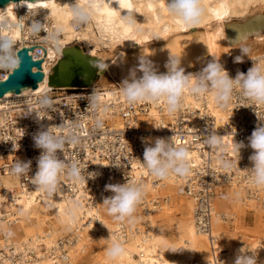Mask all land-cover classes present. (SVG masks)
<instances>
[{"label": "bare ground", "instance_id": "6f19581e", "mask_svg": "<svg viewBox=\"0 0 264 264\" xmlns=\"http://www.w3.org/2000/svg\"><path fill=\"white\" fill-rule=\"evenodd\" d=\"M76 2L83 3L84 0H10L0 5V12L7 9L6 14L12 23L23 18L24 31L11 33L16 46L25 44V38L34 36L28 25L32 20L40 19L39 10L44 12L42 18L48 34L57 27L64 28L58 46L48 42L45 32L36 35L38 38L34 36L36 46L41 49L40 55H43L42 68L45 71L37 86L26 87L18 93L6 92L0 102L11 95L35 93L42 96L61 88H75L54 87L48 83L52 66L61 56L62 49L69 45H76L84 53L109 65L107 70L99 72L92 85L100 100L116 88L122 93L121 82L128 69L144 54L159 66L161 72L165 71L164 64L170 54L180 56L181 66L187 69L200 65L199 60L206 52L210 62L220 63L230 78L255 63L264 65V0H202L206 11L201 23L194 26H185L171 16L166 0H98L101 6L96 15L81 29L72 22L69 11ZM124 17H131L135 27L130 28ZM43 40L47 42L44 44ZM245 46L249 48L247 55L241 51ZM237 56L243 57L242 63L234 62ZM202 68L186 71V74H196ZM184 100L193 107L204 101L218 124L228 122L226 107H220L211 92L199 98L185 93ZM2 106L0 103V113ZM142 119L151 128L162 124V118L155 112ZM219 136L223 142L230 143L231 135ZM152 138L155 141L156 138L166 139V136L153 131ZM188 151L190 161L198 162L199 151ZM144 185L146 190L153 191L148 181ZM18 186L19 176L11 172L0 173V247L8 250V243L12 242L17 251H22L21 261L14 262L8 256L0 255V264H83L82 254L92 244L99 246L102 264H214L215 258L223 264H235L241 255L255 256L257 264H264V246L260 240L251 249L240 247L227 223L231 216L242 219L252 211L264 227V186L251 196L236 182H224L223 193H215L210 199L212 214L207 230L198 229L195 224L196 200L181 192L172 178H167L159 188L165 199H161L157 208H136L134 219L129 222L117 221L109 215L104 198L93 206L83 196L71 197L59 188L48 195L38 189L20 191ZM178 193L184 195L178 196ZM172 200L177 206L171 203ZM77 204V219L71 223L65 213ZM175 207L182 208V215L174 216ZM5 215L14 218L9 222ZM123 225L126 235L119 237L117 231ZM9 231L11 235L7 234ZM59 239L64 243L59 244ZM113 241L121 243L125 250L117 261L107 259V250ZM28 251H33L32 261L27 260ZM61 252L63 257H56Z\"/></svg>", "mask_w": 264, "mask_h": 264}, {"label": "built area", "instance_id": "2783aa9c", "mask_svg": "<svg viewBox=\"0 0 264 264\" xmlns=\"http://www.w3.org/2000/svg\"><path fill=\"white\" fill-rule=\"evenodd\" d=\"M25 41V45L29 46L37 40L30 36ZM17 47L19 46H15V51ZM29 52L33 58L43 56L40 55L41 49L38 46ZM242 71L246 74L248 69L243 68ZM8 72L0 71V78ZM93 95L97 96L95 87L86 86L66 88L57 95L28 93L11 95L1 100L0 173L11 172L17 160H31L29 171L19 176L18 187L20 191L36 190L32 179L38 170L36 158L42 150L34 147L33 135L41 128L53 127L57 134L67 136V126L74 125L75 140L66 142L57 155L69 164L77 163L86 179L77 182L62 173L58 188L71 197L83 196L93 206L100 199L113 195L105 190L106 185L131 181L143 185L148 181L153 187V191L146 190V195L137 205V209L154 210L161 199H165V196L160 195L159 188L166 179L153 177L142 164L145 147L154 145L153 131L163 133L176 147L195 149L200 153L198 162H191V174L188 177H169L176 181L181 192L196 200L194 221L198 229L209 228L212 214L210 199L215 193H223L224 182H236L251 196L259 191L260 186L253 182L251 173L253 164L249 157L254 150L249 146L248 138L259 124H264V106L243 98L240 89L234 91L226 106L228 122L224 125L216 122L204 101L200 106L193 107L183 98V106L169 113L163 101L129 104L118 88L104 99H99L95 107ZM44 96L51 101L52 106L48 110L42 109L39 103ZM151 112L162 118V124H158V128L149 127L142 119ZM61 124L66 127L57 128ZM212 132L217 135H231L230 143L223 142L221 150L210 149L203 143V139ZM235 143L244 145L239 153ZM89 173L96 175L92 177ZM4 217L9 222L14 218L6 215ZM117 233L119 237L126 235L124 225ZM58 241L59 244L64 243V240ZM8 246V250L0 247V255L8 256L14 262L21 261L22 251H17L12 242ZM27 254V260L32 261L33 251H28ZM62 255L63 252L56 257H63ZM214 264L223 263L215 258Z\"/></svg>", "mask_w": 264, "mask_h": 264}, {"label": "clouds", "instance_id": "9594fccd", "mask_svg": "<svg viewBox=\"0 0 264 264\" xmlns=\"http://www.w3.org/2000/svg\"><path fill=\"white\" fill-rule=\"evenodd\" d=\"M99 5L98 0H84L70 7V14L74 24L85 25L96 15ZM169 14L178 18L185 26H194L201 23L205 14L202 0H166ZM7 9L0 12V71H12L16 73L21 69L23 58L15 51V40L11 33L14 30L24 31L23 18L18 23H12L7 16ZM127 25L135 27V21L131 17H124ZM28 29L32 35L41 32L46 33V38L51 44L58 46L59 37L63 33V26L57 27L52 33H47L44 22L32 20ZM7 32L9 34L5 35ZM244 38H242L243 40ZM241 40V42H242ZM243 54L247 55L249 48L241 47ZM235 63H242L243 57L237 56ZM89 66L103 72L109 67L105 62L90 60ZM165 71L161 72L159 66L149 58L147 54L137 58V63L128 69L127 76L121 82V91L124 100L133 104L140 101L157 103L163 101L167 105L169 113L179 110L183 105L185 93L194 97H203L211 92L216 103L220 107H226L236 89H240L242 97L264 106V65L255 63L247 73L237 72L236 77L230 78L224 67L218 62H209L198 73L186 74L181 66L180 56L169 55L164 64ZM93 106L99 101V97L93 95ZM39 103L44 110L51 108V101L47 96L42 97ZM57 127V126H55ZM66 127L63 124L57 128ZM68 134H57L53 127L41 128L33 135L34 147L41 149L37 159V172L32 179L33 184L42 193L51 195L58 188L59 177L65 174L72 180L82 182L86 179L81 174L82 170L77 163L60 159L57 155L65 143L70 139L75 140L76 126H67ZM249 146L254 150L249 157L253 164L251 173L253 182L257 186H264V124H259L248 138ZM203 143L210 149L221 150L222 137L216 133L208 134ZM236 150L244 145L235 143ZM149 174L158 179H167L172 175L177 177H188L191 174V161L189 151L185 147H176L171 139L156 138L154 145L145 147L144 160L142 163ZM31 166V160L21 162L17 160L11 168V174L20 176L27 173ZM230 167L231 165H226ZM94 177L95 173H89ZM106 191L113 193L104 199L108 214L115 220L124 222L134 219L137 205L146 195V186L131 181L124 184H108ZM227 198V197H225ZM78 204L69 207L65 215L71 223H75L76 209ZM23 214V210H21ZM11 235L9 231L7 233ZM121 243L113 241L107 250L109 261L120 260L124 255ZM172 251V249H169ZM180 251V250H179ZM177 252V251H176ZM235 264H257L255 256L241 255L235 260Z\"/></svg>", "mask_w": 264, "mask_h": 264}, {"label": "water", "instance_id": "95a60500", "mask_svg": "<svg viewBox=\"0 0 264 264\" xmlns=\"http://www.w3.org/2000/svg\"><path fill=\"white\" fill-rule=\"evenodd\" d=\"M10 0H0V5ZM231 22V21H229ZM193 31L191 30L190 33ZM186 34V33H185ZM37 44H22L16 52L23 58L21 69L16 73L9 71L5 78H0V97L6 92H20L26 87H36L38 82L43 79L45 71L42 68L43 56L33 58L29 52ZM90 60H98L94 55L84 53L76 45H69L62 49V54L57 58L48 74V83L54 87L92 86L99 76L96 68L89 66ZM200 65L185 69L186 71L205 67L210 59L206 52L199 60Z\"/></svg>", "mask_w": 264, "mask_h": 264}, {"label": "rangeland", "instance_id": "374dc122", "mask_svg": "<svg viewBox=\"0 0 264 264\" xmlns=\"http://www.w3.org/2000/svg\"><path fill=\"white\" fill-rule=\"evenodd\" d=\"M39 11H40L38 13V17L40 18L39 21L42 20L41 22H43V18H42L44 16V15L42 16L43 10H39ZM43 14H44V12H43ZM40 16H42V17H40ZM77 28L81 29L82 25L78 24ZM38 35H43V33L41 32ZM34 36L37 37L36 35H34ZM42 42L45 44L47 41L43 40ZM91 45L93 46V43H91ZM64 89H66V88H61L57 92H53L50 94H56L57 95V94H59L60 91H63ZM183 195L184 194H182V193H178V196H183ZM175 202L176 201H174V200L171 201V203L174 205L176 204ZM175 206H177V205H175ZM181 209H180V207L174 208V210H175L174 216L175 217L182 215ZM227 223H228V228L230 229V231L233 234L235 233L234 234L235 239H236V241L240 247H243V248L245 247L246 250L251 249L252 247L255 246V243H257L258 240H260L259 242H261V244H263V246H264V227L256 219V216L252 211L247 213L246 217L242 218V219H237V217L232 218V216H231L227 219ZM256 251L259 253L258 248ZM100 253H101V250H100L99 246L92 244L90 246L89 250L86 253L82 254L84 259H85L83 264H102Z\"/></svg>", "mask_w": 264, "mask_h": 264}]
</instances>
